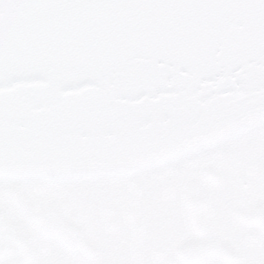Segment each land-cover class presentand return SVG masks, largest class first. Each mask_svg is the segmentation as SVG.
<instances>
[{
	"label": "water",
	"instance_id": "obj_1",
	"mask_svg": "<svg viewBox=\"0 0 264 264\" xmlns=\"http://www.w3.org/2000/svg\"><path fill=\"white\" fill-rule=\"evenodd\" d=\"M263 122L264 0H0V183L130 175ZM31 257L0 215V264Z\"/></svg>",
	"mask_w": 264,
	"mask_h": 264
},
{
	"label": "flooded vegetation",
	"instance_id": "obj_2",
	"mask_svg": "<svg viewBox=\"0 0 264 264\" xmlns=\"http://www.w3.org/2000/svg\"><path fill=\"white\" fill-rule=\"evenodd\" d=\"M171 169L177 183L168 185L132 181L127 174L2 183L58 184L63 196L38 200L34 194L33 201L16 204L9 193L0 201V215L26 229L32 252L27 264H264V124L132 179ZM50 217L77 227L86 251L75 254L42 232L41 222ZM190 245L197 247L185 248ZM214 250L219 254L207 261H193V254Z\"/></svg>",
	"mask_w": 264,
	"mask_h": 264
},
{
	"label": "rangeland",
	"instance_id": "obj_3",
	"mask_svg": "<svg viewBox=\"0 0 264 264\" xmlns=\"http://www.w3.org/2000/svg\"><path fill=\"white\" fill-rule=\"evenodd\" d=\"M174 169L164 171L162 173L159 172L158 174H156V176L147 175L145 177H140V179H137L136 177L132 179V174H130L128 175V179L132 181H138V182L141 181L143 183L154 180L155 183L157 184L168 185L171 183H177V179L175 178L177 172ZM118 178H123V177H118ZM96 183H92V184H96ZM57 185L58 184L44 185L40 183L39 184L10 185V186L7 185L4 187H0V198L5 197L9 193H12V196H11L12 201L16 202V204L17 202H20V201H26V200L33 201L32 195L34 194H37V196L39 197L38 200L48 199V197L53 194L55 195L53 199H60L63 196V194L59 192L58 189H56V188H61V187H57ZM1 200L3 201V198L0 199V201Z\"/></svg>",
	"mask_w": 264,
	"mask_h": 264
},
{
	"label": "bare ground",
	"instance_id": "obj_4",
	"mask_svg": "<svg viewBox=\"0 0 264 264\" xmlns=\"http://www.w3.org/2000/svg\"><path fill=\"white\" fill-rule=\"evenodd\" d=\"M250 132L252 133V130H250ZM250 132H249V133H250ZM162 172H163V171H162Z\"/></svg>",
	"mask_w": 264,
	"mask_h": 264
}]
</instances>
